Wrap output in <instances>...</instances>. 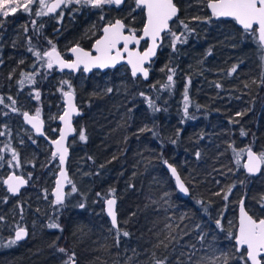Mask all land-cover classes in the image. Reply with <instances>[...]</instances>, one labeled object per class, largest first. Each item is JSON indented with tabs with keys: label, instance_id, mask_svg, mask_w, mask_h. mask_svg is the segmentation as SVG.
Listing matches in <instances>:
<instances>
[{
	"label": "trees",
	"instance_id": "trees-1",
	"mask_svg": "<svg viewBox=\"0 0 264 264\" xmlns=\"http://www.w3.org/2000/svg\"><path fill=\"white\" fill-rule=\"evenodd\" d=\"M173 1L179 14L170 29L184 33L186 42L173 50V38L167 42L165 34L147 81L132 78L125 66L78 74L81 78L71 86L81 111L76 130L83 129L85 141H71L69 167L83 154L88 179L80 197L61 205L47 193L44 226L28 241L10 245L13 227L2 226L0 264H65L73 253L78 264H204L216 252L228 264H243L234 245L239 201L253 218H264V167L258 177L242 169L246 149L264 152V53L255 33L240 30L233 21L212 19L208 0ZM31 7V12L19 8L0 16V132L8 138L14 124L23 123L24 112L39 111L45 119L63 103L64 84L60 89L53 84L63 73L48 69L36 51L43 55L53 45L64 54L73 45L88 48L108 19L119 18L136 32L143 26L135 0L102 9L70 4L56 15L39 17L37 4ZM23 74L34 82L21 85ZM31 138L43 141L34 133ZM20 146L19 156L31 150ZM165 161L176 168L188 197L176 191ZM8 164L0 167L2 218L8 217L2 182L17 172ZM47 183L44 191L52 179ZM108 198L116 201V229L104 213ZM129 250L136 256L126 262Z\"/></svg>",
	"mask_w": 264,
	"mask_h": 264
},
{
	"label": "snow or ice",
	"instance_id": "snow-or-ice-1",
	"mask_svg": "<svg viewBox=\"0 0 264 264\" xmlns=\"http://www.w3.org/2000/svg\"><path fill=\"white\" fill-rule=\"evenodd\" d=\"M138 8L142 9L146 13V23L142 29V35H137L136 30L128 28V34H125V29L127 26L121 21L116 20L114 23L109 22L102 28V35L98 37L93 46L92 51H86L79 45L74 46L70 49V52L75 57L73 60L68 61L61 57L57 52L56 47L53 45L50 51H45L43 55L36 51L35 55L38 60H42L48 69H52L54 65L58 66L62 71L63 69H70L72 71H77L81 67L84 72H89L93 68L105 69L109 67H115L117 63L125 59L126 63L132 68V75L135 77L137 73H142L145 78L148 77V70L144 67V64L149 61L150 57L155 55L158 43L161 42L165 37L162 33L167 32L172 36V47L175 50V45L177 43L186 42V37L184 33L172 32L169 28V21L173 17L177 16L178 9L173 3V0H135ZM37 4L38 9L35 12L37 17L42 15H47L48 13L54 12L61 5L68 6L69 4H76L81 6H90L92 8L102 9L104 5H116L117 7L123 3V0H55V3H47L46 0H0V16L7 17L10 13H15L19 8H23L27 12L32 11V5ZM207 7L211 10V15L217 19L219 18H232L235 20L246 32L258 33L259 42L262 47H264V0H208ZM104 17L101 16V19ZM33 24L36 21L32 22ZM183 23V22H182ZM187 30V25H184ZM150 40V46H148L144 51L139 50V44L141 40ZM49 43H51L49 41ZM130 45H136V48L130 47ZM33 51V49H29ZM95 53V54H93ZM46 58V59H45ZM174 71V70H172ZM235 67L232 72H235ZM24 79L20 80L19 83L23 85L25 81L28 83H33L34 79L32 75L23 74ZM168 81L171 83L173 76H168ZM70 87V86H69ZM216 87H220L219 84ZM110 92L111 89H108ZM36 99H39L40 93L36 92ZM143 95V93H141ZM64 96L66 97L67 110L64 111L62 115L59 116V120L63 122L64 128L60 130V136L58 139H53L51 143L55 145V151L52 156L55 158L57 155L59 157V164L61 166L65 163V157L68 153V149L65 147V139L67 135L72 131L71 126V115L76 111L73 104V93L71 91H65ZM15 104V100L8 97ZM187 102L188 96L185 92L184 96ZM3 99L0 98V103H3ZM151 107L154 111H158L149 101ZM8 107V105H5ZM12 111H17L14 107ZM184 113L187 116L188 105L185 103ZM239 115V113H238ZM24 119L31 124L32 128L36 130L37 133H41L42 121L40 120V112L37 111L34 116H30L27 112L23 113ZM244 134L243 132L241 133ZM4 133L0 132V136ZM80 140H85V135L83 132L80 133ZM235 151V150H234ZM247 162L243 164L249 173H256L260 171L261 166L264 165V152L259 154L254 153L251 148L246 150ZM237 162L239 163L240 153H236ZM3 157L0 156V160ZM12 159L17 160V153L12 152ZM165 163H167L165 161ZM10 167H18L19 163L15 165L9 161ZM171 173L176 177V182L179 187L180 192L185 194L188 193V189L185 187L184 183L181 182L180 177L177 175L175 167L169 165ZM60 176L71 184L72 182L68 180L65 172L61 169ZM7 185V190L12 194H17L20 188L26 184V180L21 176L16 174L8 175L7 179L3 181ZM56 191H55V204L61 205L64 202V193L62 191L61 180L56 181ZM72 192L76 191L75 186H72ZM230 191V189H229ZM219 195V193H217ZM227 195L224 199L227 200ZM115 199H108V215L112 218V224L116 225V214L113 211V206L115 205ZM240 221L238 233L235 235L236 252L240 253V259L243 264H264V219H253L252 216L248 215L243 207V200L240 201ZM83 206V205H81ZM3 218L0 217V220ZM220 221L217 220L219 225ZM50 228L59 227L56 223H49ZM171 228V225H168ZM125 236L128 235L127 232L124 233ZM27 236V231L23 227H17L15 230V238L9 241V244H15L16 242L24 239ZM117 243L119 241L117 240ZM244 251H241V250ZM60 252H67L64 248L59 249ZM228 264L227 257L212 256L208 257L206 264ZM65 264H76L75 254L68 256ZM156 264H164L163 260H157Z\"/></svg>",
	"mask_w": 264,
	"mask_h": 264
},
{
	"label": "rangeland",
	"instance_id": "rangeland-1",
	"mask_svg": "<svg viewBox=\"0 0 264 264\" xmlns=\"http://www.w3.org/2000/svg\"><path fill=\"white\" fill-rule=\"evenodd\" d=\"M49 1L46 2L48 3ZM111 21L110 19H108L105 22L108 23ZM90 30L93 32L95 31L94 27H91ZM171 37V35H166V41H170L172 39ZM62 73L64 76L62 78L60 77L61 79H59L58 77L56 83H53L54 86L60 89V86L64 84V89H62L61 91L63 94L68 90L74 91V89H72L73 86L71 85L78 81L81 76L78 74L76 76L70 73ZM122 74L123 72L120 73V76ZM31 112L36 114L34 111ZM62 112L63 103L60 106L56 104L55 109L51 111V113H48L47 117L44 119L46 123V132L51 139H55L58 135L59 125L57 123V119ZM40 117H42L41 114ZM7 120V122H9V119ZM14 128V133L11 137H0V156L3 157L2 161H4L0 163V167L5 163V161H7L8 163L9 161H11L13 165L18 162L19 166L15 167L17 169V173L25 176L30 182H32V188L30 191H28V193L23 195V200L25 201V203L19 201V203L16 205L17 207H13V205L9 206V209H7L8 217L4 218L1 224L6 228L9 227L10 223H16V225L18 226L23 224L24 227L29 228L31 235L35 236L44 226V223L42 221L43 218L41 216H43V214L46 216V207H48L49 205L47 193H51V190L54 186V180L58 171V161L52 156V148L46 140L43 139L41 143H36L35 140L31 138L33 131L29 127H27L24 122H17L16 124H14ZM81 132H83L84 134L83 129H79V131L77 132V137L75 138H77L78 142L84 143L85 140H80L79 138ZM8 140H10L11 142L7 143ZM71 143L72 142H70V145ZM18 145H21L20 147L22 149H25V147H29L31 150L28 153H23V155H17V160H13L12 152H16V148ZM69 172L70 181L72 183L70 184L68 189L67 200L75 197L76 195L77 197H80L81 184L88 179L89 167L86 166L83 162V154L78 153V157L73 159L72 165H70L69 167ZM50 178L52 179L50 190L44 191L43 185L46 184L47 186L49 184L47 183V181ZM73 185L76 188L75 192H72L71 190ZM6 206L7 205H5V208ZM133 256H136V254L133 253L132 250H129L125 261L129 262L131 257ZM215 256H222V254L220 252H216ZM203 263L206 264L204 260ZM131 264L136 263L134 262Z\"/></svg>",
	"mask_w": 264,
	"mask_h": 264
},
{
	"label": "water",
	"instance_id": "water-1",
	"mask_svg": "<svg viewBox=\"0 0 264 264\" xmlns=\"http://www.w3.org/2000/svg\"><path fill=\"white\" fill-rule=\"evenodd\" d=\"M124 1H125V0H123V2H124ZM51 3H55V0H51V1L49 2V4H51ZM173 3H174V2H173ZM121 4H122V3H121ZM121 4H120V5H121ZM174 4H175V3H174ZM207 4H208V2H207ZM207 4H206V9H207V12L209 13V15L212 17V19H214V20H228V21H233L237 28H239V29L242 30V31H245V30H244V29H243V28H242V27H241V26H240L235 20H233L232 18H219V19H217V18L213 17V16L211 15V10L207 7ZM115 6H116V5H115ZM175 6H176V5H175ZM176 7H177V6H176ZM63 8H64V5H61L60 8H57L54 12H51V13H49V14H50V15H54V14H56V13H59ZM177 9H178V7H177ZM178 13H179V11L177 12V16H178ZM143 15H144V24H145V23H146V13H145V11H143ZM177 16L173 17L172 20L169 21V28H170L171 23L177 18ZM116 20H120V19H115L112 23H114ZM144 24H143V26H142V29H143V27H144ZM105 25H106V24H105ZM105 25H104V26H105ZM102 28H103V27H102ZM102 28H101L100 36L102 35ZM142 29L140 30L139 34H137V35H142ZM166 33H167V32L162 33V36H164ZM125 34H128V32L125 31ZM255 34H256V40H257V43L259 44V46L261 47V49H262V51H263V53H264V47H262V46L260 45L259 37H258V33H255ZM100 36H99V37H100ZM94 42H95V41H94ZM94 42H93V44L91 45V47H90L89 50H88V49H84V48H83V49L86 50V51H92V50H93V46H94ZM162 42H163V40H162L161 42L158 43V47L156 48L155 55L151 56L150 59H149V61L146 62V63L144 64V67L148 70V77H149V67H150L151 63L154 61V59L156 58L157 53H158V50H159V48H160ZM142 43H145V46H144L142 49H140V46H141ZM150 43H151L150 40H147V39L141 40V41H140V44H139V46H138V47H139V50H140L141 52L144 51L148 46H150ZM74 46H77V45H74ZM74 46H72V47H74ZM72 47H71V48H72ZM79 47H80V46H79ZM130 47H132V48H136L137 46H136V45H130ZM71 48H70V49H71ZM70 49L68 50V53H67L68 56H67V58L64 57V56L61 54V52H60L59 50H57V49H56V50H57V52L61 55V57H62L63 59L68 60V61H71V60H73L75 57H74V56L72 55V53L70 52ZM49 51H50V50H49ZM93 54H95V53H93ZM126 57H127V54H125V59H123V60H121L119 63H117V64L115 65V67H109V68H105V69L93 68V69H92L91 71H89V72H84L82 67H81L79 70H77V71H72V70H70V69H63V70L61 71V70L59 69L58 66L54 65V67H55L56 69H58L59 71H61V72L70 73V74H74V75H76V74H78V73L81 72L83 75L88 76V75H90V74L93 73V72H101V73H103V72H106V71H109V70L117 69V68H119V67H121V66H125V67L127 68V70H128L129 75H130L132 78H139V79H141V80L144 81V82L147 81V80H148V77L145 78V77L143 76L142 73H137V75H136L135 77L132 75V68H131V66H130L129 64L126 63ZM68 91H71V90H68ZM71 92L73 93V104H74V106H75L76 111H74V112L72 113V115H71V126H72V131L67 135V137H66V139H65V147L68 149V153H67V155H66V157H65V163H64V165L61 166V165L59 164V157H58V155L55 157V158L57 159V161H58V171H57V173H56V177H55V180H54V186H53V188H52V190H51V196H52V199H53L54 202H55V191H56V187H57V185H56V181L59 179V180H61V182H62V191H63V193H64V201H65L66 198H67V193H68V189H69V186H70V184L67 183V181L64 180V178L60 176V172H61V169H63V171L65 172V174H66V176H67V178H68V180H70L69 159H70L71 154H70V147H69V146H70V142H71V141L76 137V135H77V130H76L75 120H76V118L80 115V108H79V105H78V102H77V99H76V95H75L74 91H71ZM66 110H67V102H66V97L63 95V112L61 113V115H62V114L64 113V111H66ZM27 113H28L30 116H34V115H35V114H33V113H30V112H27ZM22 120H23V122L25 123V125H26L27 127H29L37 137L42 138V139L46 140V141L49 143L50 147L52 148V153H53V152L55 151V145H53V144L51 143V141H52L53 139L49 138V136L46 134V123H45V120H44L42 117H40V120L42 121L41 133H37L36 130H35L34 128H32L31 124H29V123L24 119L23 116H22ZM57 123H58V125H59V130H58V135H57V137H56L55 139H58V138H59V136H60V130L64 128V124H63L62 121L59 120V117H58V119H57ZM246 150H247V149H246ZM246 150L244 151L243 162H242V169H243V171H244L245 174H247V175H249V176H251V177H258V176L260 175V173L262 172V169H263L264 165L261 166L260 171H258V172H256V173H249L245 168H243V164L247 162V154H246ZM252 151H253L254 153H257V152L254 151L253 149H252ZM257 154H258V153H257ZM169 165H170L169 163H165V168H166V170H167L169 176L171 177V179H172L173 182H174V185H175L176 191L180 194L181 197H184V198L188 197V196H189V192H188L187 194H185V193H183V192H180L179 187H178L177 182H176V177H174V176L172 175L171 170H170V168H169ZM171 166H172V165H171ZM172 167H173V166H172ZM176 171H177V170H176ZM10 174H16V175H19V176H21L23 179L26 180V184L23 185V186L20 188V190H19V192H18L17 194H12V193H10V192L7 190L8 193H9L11 196H20L21 193H22V192L28 187V180L26 179L25 176H23V175H21V174H18V173H16V172H10V173H8V175H10ZM8 175L5 177V179H7ZM177 175L179 176L178 172H177ZM179 177H180V176H179ZM5 179H4V180H5ZM180 180H181L182 183H184V182L182 181L181 178H180ZM184 185H185V184H184ZM4 186H5L6 189H7V185L4 184ZM185 187H186V186H185ZM186 188H187V187H186ZM108 199H113V198H108ZM108 199H106L105 202H104V213H105V216L107 217L108 222L110 223L111 227L114 228V229H116L117 226H118V225H117V222H116V225L114 226V225L112 224V218H111V216L108 215V206H107V200H108ZM240 207H241V205H240V201H239L238 206H237V212H236V229H235V235L238 233V229H239ZM243 207H244L245 211L247 212V210H246V208H245V206H244V203H243ZM113 211H114L115 214H116V203H115V205L113 206ZM247 213H248V212H247ZM248 215H250V214L248 213ZM250 216H251V215H250ZM253 219H255V218H253ZM259 219H264V218H258V219H256V220H259ZM116 221H117V214H116ZM26 231H27V236H26L24 239L18 241V243H20V242H24V241H26V240L28 239V237H29V232H28L27 229H26ZM234 237H235V236H234ZM14 238H15V234H14ZM234 245H235V247H236L235 239H234ZM242 250H243V249H242ZM243 251H244V250H243ZM75 262H76V264H77V261H76V260H75Z\"/></svg>",
	"mask_w": 264,
	"mask_h": 264
},
{
	"label": "flooded vegetation",
	"instance_id": "flooded-vegetation-1",
	"mask_svg": "<svg viewBox=\"0 0 264 264\" xmlns=\"http://www.w3.org/2000/svg\"><path fill=\"white\" fill-rule=\"evenodd\" d=\"M125 1H126V0H125ZM125 1H124V2H125ZM49 2H50V1H49ZM49 2H48V3H49ZM124 2H123V3H124ZM173 2H174V1H173ZM123 3H122V4H123ZM122 4H121V5H122ZM135 5H136V2H135ZM175 5H176V4H175ZM114 6H115V5H114ZM119 6H120V5H119ZM176 6H177V5H176ZM65 7H66V6H64V8H65ZM116 7H117V6H116ZM136 7H137V5H136ZM64 8H63V9H64ZM137 8H138V7H137ZM63 9H62V10H63ZM139 9H140V8H139ZM62 10H61V11H62ZM141 10H142V9H141ZM61 11H60V12H61ZM178 11H179V9H178ZM60 12H59V13H60ZM142 13H143V10H142ZM56 14H58V13H56ZM56 14H54V15H56ZM178 14H179V13H178ZM48 15H50V14L48 13ZM51 16H53V15H51ZM177 17H178V16H177ZM117 19H119V18H117ZM114 20H115V19H114ZM114 20H112V21L110 20V21L113 22ZM120 20H121V19H120ZM121 21H122V20H121ZM122 22H123V21H122ZM108 23H109V22H108ZM123 23H124V22H123ZM105 24H107V22H105V23L103 24V26H104ZM143 24H144V15H143ZM103 26H102V27H103ZM92 27H93V26H92ZM102 27H101V28H102ZM94 29H95V28H94ZM141 29H142V27H141ZM141 29H140V30H141ZM140 30H139L138 32H136V34H139ZM125 31L128 32V29L126 28ZM93 33H94V32H92L91 34H93ZM100 33H101V29H100ZM166 34H167V33H166ZM99 36H100V34H99ZM99 36H98V37H99ZM98 37H97V38H98ZM97 38H96V39H97ZM96 39H95V40H96ZM95 40H94V41H95ZM94 41H93V42H94ZM93 42L90 44V46H89L88 48L81 47L80 45H79V46H80L81 48H84V49H88V50H89L90 47H91V45L93 44ZM73 46H74V45H73ZM144 46H145V43H142L141 46H140V49H142ZM71 47H72V46H71ZM71 47H70V48H71ZM70 48H69V49H70ZM56 49H57V48H56ZM69 49H68V50H69ZM50 50H51V49H50ZM57 50H59V49H57ZM59 51H60V50H59ZM60 52H61V51H60ZM67 53H68V51H67ZM67 53L64 54V53L61 52V54H62L64 57H66V58H67V56H68ZM53 67H54V66H53ZM121 67H122V66H121ZM54 68H55V67H54ZM126 69H127V68H126ZM57 70H58V69H57ZM60 72H61V71H60ZM64 73H65V72H64ZM78 74H81V72L78 73ZM79 108H80V107H79ZM80 112H81V111H80ZM16 173H17V172H16ZM6 176H7V175H6ZM6 176H5V177H6ZM5 177H4V179H5ZM4 179H3V181H4ZM26 179H27V178H26ZM27 180H28V179H27ZM31 183H32V182H30V181L28 180V187H27L25 190H28V191L31 190V188H32ZM2 184H3V188H4L5 192H6V198H5V201L7 202V203H6L7 206H6L5 209H6V210L9 209V206H12V205H13V207H17L16 205L19 203V201H22V200H21V197L23 198V195L25 194V193H24L25 190L21 193L20 196H11V195L8 193V191H7L6 187L4 186V183H3V182H2ZM67 197H68V195H67ZM10 198H13V199L11 200ZM66 200H67V198H66ZM66 200H65V201H66ZM65 201H64V202H65ZM22 202H23V201H22ZM64 202H63V203H64ZM54 203H55V202H54ZM10 208H11V207H10ZM15 209H16V208H15ZM0 217H2V216H0ZM106 218H107V217H106ZM3 219H4V218H3ZM3 219H2L1 221H3ZM107 221H108V219H107ZM1 223H2V222H1ZM1 223H0V224H1ZM109 224H110V223H109ZM10 225L13 227V233H12V236H13V239H14L15 230H16V227H17L18 225H15L14 223H12V224H10ZM1 227H2V224H1L0 228H1ZM19 227H23V228H25V229L28 230V232H29V237H28V239L26 240V241H28L29 238H30V236H32V235H31V232H30V230H29V228H28V227H24L23 224H21ZM26 241H24V242H26ZM24 242H20V243L16 242V244H22V243H24ZM75 260H76V259H75ZM77 264H78V262H77Z\"/></svg>",
	"mask_w": 264,
	"mask_h": 264
}]
</instances>
